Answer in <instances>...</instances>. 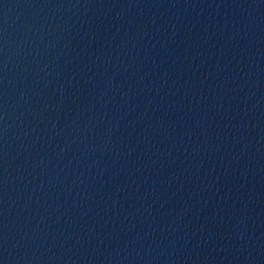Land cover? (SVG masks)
Returning a JSON list of instances; mask_svg holds the SVG:
<instances>
[{"label": "water", "instance_id": "1", "mask_svg": "<svg viewBox=\"0 0 264 264\" xmlns=\"http://www.w3.org/2000/svg\"><path fill=\"white\" fill-rule=\"evenodd\" d=\"M0 264H264V0H0Z\"/></svg>", "mask_w": 264, "mask_h": 264}]
</instances>
